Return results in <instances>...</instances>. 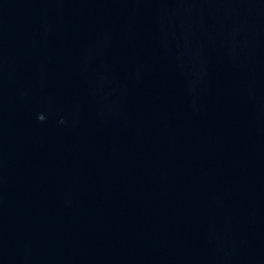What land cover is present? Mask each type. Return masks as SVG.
<instances>
[{
    "label": "water",
    "instance_id": "water-1",
    "mask_svg": "<svg viewBox=\"0 0 264 264\" xmlns=\"http://www.w3.org/2000/svg\"><path fill=\"white\" fill-rule=\"evenodd\" d=\"M0 264H264V0H0Z\"/></svg>",
    "mask_w": 264,
    "mask_h": 264
},
{
    "label": "clouds",
    "instance_id": "clouds-1",
    "mask_svg": "<svg viewBox=\"0 0 264 264\" xmlns=\"http://www.w3.org/2000/svg\"><path fill=\"white\" fill-rule=\"evenodd\" d=\"M39 119H40L41 121H43L45 118L41 115V116L39 117Z\"/></svg>",
    "mask_w": 264,
    "mask_h": 264
}]
</instances>
